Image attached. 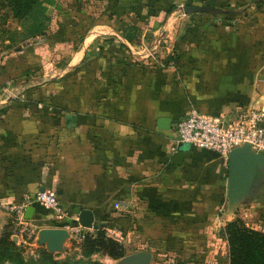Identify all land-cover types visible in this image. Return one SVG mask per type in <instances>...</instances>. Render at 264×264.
<instances>
[{
	"label": "crops",
	"instance_id": "crops-1",
	"mask_svg": "<svg viewBox=\"0 0 264 264\" xmlns=\"http://www.w3.org/2000/svg\"><path fill=\"white\" fill-rule=\"evenodd\" d=\"M237 1L176 0L141 21L127 0L132 18L120 23L82 18L76 1L38 0L48 34L0 52V230L15 223L11 206L48 189L67 212L34 202L28 220L44 246L46 231L64 230L58 250L80 225L77 206L94 213L80 232L115 231L150 262L163 252L207 263L235 218L264 231V168L230 204L226 158L194 146L171 158L189 111L264 108V0Z\"/></svg>",
	"mask_w": 264,
	"mask_h": 264
},
{
	"label": "rangeland",
	"instance_id": "rangeland-1",
	"mask_svg": "<svg viewBox=\"0 0 264 264\" xmlns=\"http://www.w3.org/2000/svg\"><path fill=\"white\" fill-rule=\"evenodd\" d=\"M62 1L71 4L76 1V3H78L77 5L80 6H78V10L81 13L79 14L80 17L86 19L105 18L111 22L115 20L114 22L122 23L123 21L130 22L132 18L130 8L126 7V4H124V1L126 2L127 0H120V2H122L120 5H116V0ZM81 3H84V5L81 6ZM127 3H130L129 0ZM37 5H39L38 1ZM15 6L16 5L13 3L0 0V52L3 53V56L13 55L15 52L20 51L22 47L36 43L38 40L43 39L50 30L49 26L45 24V19L47 17L43 8H40L41 5L38 6L37 10H34L33 7L27 11L26 15L20 14V11L17 10L18 8ZM34 6H36V4ZM115 27L116 26H114V28ZM128 29L129 28H126L125 30ZM4 230H7L12 234V241L22 249L21 252H23L24 257L27 259H33V264H40L39 262L43 261L42 250H46L50 253L54 260L60 264H132L129 257L134 255L132 253L139 251L137 247L130 245V242H124L120 235L116 234L115 231L109 230H105L106 235L104 236L110 238L115 243L122 245L123 251L121 250V252L123 254L121 258L113 259L105 252H88L86 250L88 239H95L98 236V232L95 230H85L82 236L71 237L67 242L66 247H62L60 250L57 248L54 249L53 246H44V244L34 243L35 241L33 238H26L25 242H21L22 238L18 235L19 238L16 237V239L15 236L18 233V229L16 224L12 221L0 230V234ZM152 257V261L150 262L149 260L148 264H180V262L174 260L173 256L169 253L156 252ZM229 258L228 242L225 236H222L221 240L217 241V246L212 257L205 264H229ZM4 264L10 263L6 261Z\"/></svg>",
	"mask_w": 264,
	"mask_h": 264
},
{
	"label": "built area",
	"instance_id": "built-area-1",
	"mask_svg": "<svg viewBox=\"0 0 264 264\" xmlns=\"http://www.w3.org/2000/svg\"><path fill=\"white\" fill-rule=\"evenodd\" d=\"M174 132L176 145L188 143L215 151L226 159L232 149L244 144H249L255 152L264 155V109L245 108L233 118L213 117L191 110L177 122ZM34 202L53 210L59 217L67 212L57 195L48 189L38 191L34 199H24L11 206L18 229L16 236L22 238L21 242L33 238L35 234L34 226L24 218L26 207ZM80 228V225L72 228L74 237L82 236Z\"/></svg>",
	"mask_w": 264,
	"mask_h": 264
},
{
	"label": "trees",
	"instance_id": "trees-1",
	"mask_svg": "<svg viewBox=\"0 0 264 264\" xmlns=\"http://www.w3.org/2000/svg\"><path fill=\"white\" fill-rule=\"evenodd\" d=\"M15 4L20 14L26 15L27 11L32 9L38 0H2ZM133 5L131 10L138 15V18L143 21L147 17L158 16V13L163 12L164 16L170 13L176 0H132ZM179 1V0H178ZM186 3H192L194 0H180ZM220 2V1H218ZM237 2H246L239 0ZM216 3V2H215ZM226 3L221 1L220 4ZM243 4V3H242ZM115 21V20H114ZM116 26L115 28H117ZM135 28V27H134ZM98 236L95 239H88L87 251L95 252L102 251L113 259L121 258L123 247L117 244L110 238L104 236V229H96ZM11 233L4 230L0 234V264L6 261L10 264H33V259L24 257L21 248H19L11 239ZM229 247V264H264V231L255 230L247 226L240 218H235L229 222L223 229ZM114 251V253H113ZM43 261L40 264H60L54 260L53 256L46 250H42ZM67 264V263H62Z\"/></svg>",
	"mask_w": 264,
	"mask_h": 264
},
{
	"label": "water",
	"instance_id": "water-1",
	"mask_svg": "<svg viewBox=\"0 0 264 264\" xmlns=\"http://www.w3.org/2000/svg\"><path fill=\"white\" fill-rule=\"evenodd\" d=\"M264 109V108H263ZM74 117H72L73 119ZM190 145L188 143H179L176 145V150L172 153V162L178 163L185 157L190 156ZM228 200L233 204L236 199L248 193L255 180L259 176V171L264 168V155L255 152L249 144H244L240 147L234 148L228 155ZM177 161V162H176ZM43 190V189H42ZM78 216V223L85 228H92L94 221V213L89 208L75 207L73 210ZM34 213V206L29 205L25 209L24 218L31 219ZM65 233L61 229H50L46 231L47 236L51 242L49 246L54 249H59V244L62 236ZM132 264H148L150 254L141 252L129 257Z\"/></svg>",
	"mask_w": 264,
	"mask_h": 264
}]
</instances>
